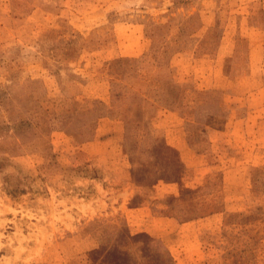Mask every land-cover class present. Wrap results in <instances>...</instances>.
<instances>
[{
    "label": "rangeland",
    "instance_id": "rangeland-1",
    "mask_svg": "<svg viewBox=\"0 0 264 264\" xmlns=\"http://www.w3.org/2000/svg\"><path fill=\"white\" fill-rule=\"evenodd\" d=\"M0 264H264V0H0Z\"/></svg>",
    "mask_w": 264,
    "mask_h": 264
},
{
    "label": "trees",
    "instance_id": "trees-1",
    "mask_svg": "<svg viewBox=\"0 0 264 264\" xmlns=\"http://www.w3.org/2000/svg\"><path fill=\"white\" fill-rule=\"evenodd\" d=\"M158 66H161V64H160V63H158ZM140 100H142V98H141Z\"/></svg>",
    "mask_w": 264,
    "mask_h": 264
}]
</instances>
